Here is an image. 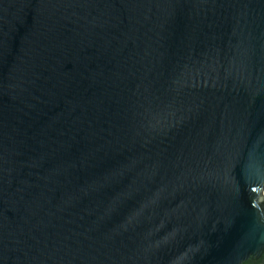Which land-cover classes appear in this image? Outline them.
<instances>
[{
  "label": "water",
  "instance_id": "obj_1",
  "mask_svg": "<svg viewBox=\"0 0 264 264\" xmlns=\"http://www.w3.org/2000/svg\"><path fill=\"white\" fill-rule=\"evenodd\" d=\"M264 0H0V264H264Z\"/></svg>",
  "mask_w": 264,
  "mask_h": 264
},
{
  "label": "built area",
  "instance_id": "obj_2",
  "mask_svg": "<svg viewBox=\"0 0 264 264\" xmlns=\"http://www.w3.org/2000/svg\"><path fill=\"white\" fill-rule=\"evenodd\" d=\"M264 193V192H263Z\"/></svg>",
  "mask_w": 264,
  "mask_h": 264
}]
</instances>
